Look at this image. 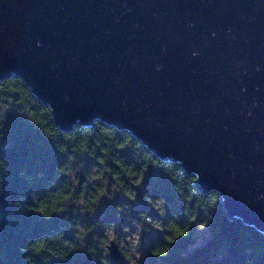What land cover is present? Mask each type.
Masks as SVG:
<instances>
[{
  "label": "water",
  "instance_id": "obj_1",
  "mask_svg": "<svg viewBox=\"0 0 264 264\" xmlns=\"http://www.w3.org/2000/svg\"><path fill=\"white\" fill-rule=\"evenodd\" d=\"M14 78L61 130L128 132L264 236V0H0Z\"/></svg>",
  "mask_w": 264,
  "mask_h": 264
},
{
  "label": "trees",
  "instance_id": "obj_2",
  "mask_svg": "<svg viewBox=\"0 0 264 264\" xmlns=\"http://www.w3.org/2000/svg\"><path fill=\"white\" fill-rule=\"evenodd\" d=\"M194 180L126 131L61 130L23 81H0V264H138L136 245L140 264H264V236Z\"/></svg>",
  "mask_w": 264,
  "mask_h": 264
},
{
  "label": "rangeland",
  "instance_id": "obj_3",
  "mask_svg": "<svg viewBox=\"0 0 264 264\" xmlns=\"http://www.w3.org/2000/svg\"><path fill=\"white\" fill-rule=\"evenodd\" d=\"M127 243H128V246H127V248L125 247L126 250H128L129 252H134L133 251V245H136L135 240L129 239L127 241ZM138 251H139V246L136 245V256H135V259H136L137 263L140 264L141 261H142L143 250L141 249V253H139ZM127 264H133V263L128 261Z\"/></svg>",
  "mask_w": 264,
  "mask_h": 264
}]
</instances>
